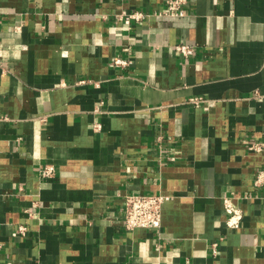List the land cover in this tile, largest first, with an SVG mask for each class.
I'll return each mask as SVG.
<instances>
[{
    "label": "crops",
    "instance_id": "0c3cea01",
    "mask_svg": "<svg viewBox=\"0 0 264 264\" xmlns=\"http://www.w3.org/2000/svg\"><path fill=\"white\" fill-rule=\"evenodd\" d=\"M163 5L0 0V264H264V151L247 149L264 136V0L104 16ZM130 193L168 196L160 228H125Z\"/></svg>",
    "mask_w": 264,
    "mask_h": 264
},
{
    "label": "built area",
    "instance_id": "2783aa9c",
    "mask_svg": "<svg viewBox=\"0 0 264 264\" xmlns=\"http://www.w3.org/2000/svg\"><path fill=\"white\" fill-rule=\"evenodd\" d=\"M162 8L152 12H146L141 9H120L113 11L108 16L114 22H121L128 28L134 24L142 22L150 16H182L185 14L186 6L189 0H163ZM1 23V15H0ZM183 57L187 58L195 52V45L188 43H176L174 45ZM115 66H128L132 64L131 59L114 57L111 61ZM196 103L201 101V97H192L189 99ZM98 128V127H97ZM247 149L253 152L264 151V136L256 141L247 144ZM40 175L50 177L54 175V167L50 164L44 165L40 170ZM254 184L264 186V169L257 171L254 177ZM261 198L264 199V191H262ZM168 199L167 195L161 193H130L126 194L123 200V224L126 229H133L135 227L143 228H160L161 213L164 201ZM223 211L225 213V224L230 228H237L240 225L243 213L238 205L232 200V195H224L222 197ZM26 231L23 225L17 228L19 234H24ZM212 251L216 253V241L212 242Z\"/></svg>",
    "mask_w": 264,
    "mask_h": 264
}]
</instances>
